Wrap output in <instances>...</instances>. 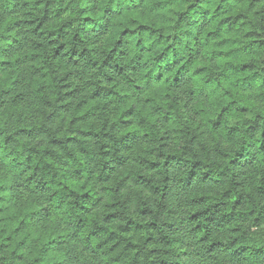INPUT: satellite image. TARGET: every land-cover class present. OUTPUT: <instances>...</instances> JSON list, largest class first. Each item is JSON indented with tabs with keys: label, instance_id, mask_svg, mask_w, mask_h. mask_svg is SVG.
<instances>
[{
	"label": "clouds",
	"instance_id": "clouds-1",
	"mask_svg": "<svg viewBox=\"0 0 264 264\" xmlns=\"http://www.w3.org/2000/svg\"><path fill=\"white\" fill-rule=\"evenodd\" d=\"M0 264H264V0H0Z\"/></svg>",
	"mask_w": 264,
	"mask_h": 264
}]
</instances>
